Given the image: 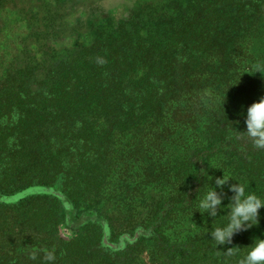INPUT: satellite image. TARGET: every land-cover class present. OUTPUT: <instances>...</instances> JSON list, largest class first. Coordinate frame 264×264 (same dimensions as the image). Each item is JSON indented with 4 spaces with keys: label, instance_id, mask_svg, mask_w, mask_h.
<instances>
[{
    "label": "trees",
    "instance_id": "16d2710c",
    "mask_svg": "<svg viewBox=\"0 0 264 264\" xmlns=\"http://www.w3.org/2000/svg\"><path fill=\"white\" fill-rule=\"evenodd\" d=\"M22 2L0 0L28 30L0 72V264H237L264 208L215 247L198 200L222 173L264 198V148L236 134L264 96V0H150L130 29Z\"/></svg>",
    "mask_w": 264,
    "mask_h": 264
},
{
    "label": "clouds",
    "instance_id": "9594fccd",
    "mask_svg": "<svg viewBox=\"0 0 264 264\" xmlns=\"http://www.w3.org/2000/svg\"><path fill=\"white\" fill-rule=\"evenodd\" d=\"M243 122L245 127L242 130L235 129L237 139L246 138L256 148H264V96L247 107L243 114ZM201 174L213 180V177L209 176L206 171L202 170ZM229 180L232 179L223 173L222 176L215 177V188H208L198 200L199 213H206L211 218L223 216V220L218 226L209 232L215 247L231 245L235 234L257 226L260 220V210L264 208V198L247 190L246 183L233 182L229 184ZM225 185H227V193L231 195H227L225 192ZM216 189H220V191L217 192ZM225 199L228 200L227 204L223 203ZM225 211L226 214L218 216L219 212ZM224 253L227 256H239L237 264H264V234L261 237L253 238L242 256H240L238 246L227 247ZM35 258V254H33L32 259ZM54 259L53 253H46V261L52 262Z\"/></svg>",
    "mask_w": 264,
    "mask_h": 264
},
{
    "label": "rangeland",
    "instance_id": "374dc122",
    "mask_svg": "<svg viewBox=\"0 0 264 264\" xmlns=\"http://www.w3.org/2000/svg\"><path fill=\"white\" fill-rule=\"evenodd\" d=\"M22 2V0H20ZM150 0H75L79 5L77 8L68 4L64 7V16L58 13V19L66 21V25L70 24L71 27L83 28L88 22L100 21V23H111L113 26L119 24L124 25L130 29L129 25H134V10L139 3ZM90 2V4H89ZM92 2V3H91ZM23 3V2H22ZM88 3V7H85ZM25 3L20 4L19 1L12 2L8 5L9 8L14 9L17 6L23 7ZM50 5V4H49ZM52 5V2H51ZM85 5V6H83ZM55 13V6L53 5ZM9 9L0 10V72L3 71L12 62L19 61L22 58V48L25 46L24 38L28 35V30L25 23H16L14 15L11 14ZM57 15V13H56ZM129 26V27H128ZM84 37L78 39V46L84 45L89 40ZM34 42V41H33ZM72 41H65V44H71ZM32 47L37 46L34 43H29ZM60 235L64 238H69L70 234L67 230L60 231Z\"/></svg>",
    "mask_w": 264,
    "mask_h": 264
}]
</instances>
